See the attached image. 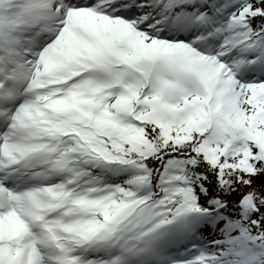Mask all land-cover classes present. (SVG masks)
Instances as JSON below:
<instances>
[{
	"label": "snow or ice",
	"instance_id": "snow-or-ice-1",
	"mask_svg": "<svg viewBox=\"0 0 264 264\" xmlns=\"http://www.w3.org/2000/svg\"><path fill=\"white\" fill-rule=\"evenodd\" d=\"M0 264H264V0H0Z\"/></svg>",
	"mask_w": 264,
	"mask_h": 264
}]
</instances>
